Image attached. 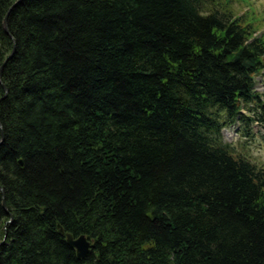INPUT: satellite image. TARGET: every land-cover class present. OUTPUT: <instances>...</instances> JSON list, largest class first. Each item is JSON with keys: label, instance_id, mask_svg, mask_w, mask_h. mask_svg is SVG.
I'll return each mask as SVG.
<instances>
[{"label": "trees", "instance_id": "obj_1", "mask_svg": "<svg viewBox=\"0 0 264 264\" xmlns=\"http://www.w3.org/2000/svg\"><path fill=\"white\" fill-rule=\"evenodd\" d=\"M15 2L0 264H264V168L222 137L264 124L256 17L234 0ZM58 224L92 241L85 259Z\"/></svg>", "mask_w": 264, "mask_h": 264}, {"label": "rangeland", "instance_id": "obj_2", "mask_svg": "<svg viewBox=\"0 0 264 264\" xmlns=\"http://www.w3.org/2000/svg\"><path fill=\"white\" fill-rule=\"evenodd\" d=\"M233 5L239 12L246 13L250 17L255 16L258 25H261V32L264 33V0H234ZM254 12L256 15H252ZM257 91H264V77L259 81ZM241 128L236 124L225 129L222 133L223 141L235 148L237 153L264 168V124L255 123L249 138L243 137Z\"/></svg>", "mask_w": 264, "mask_h": 264}, {"label": "bare ground", "instance_id": "obj_3", "mask_svg": "<svg viewBox=\"0 0 264 264\" xmlns=\"http://www.w3.org/2000/svg\"><path fill=\"white\" fill-rule=\"evenodd\" d=\"M22 0H17V2H15L13 5H12V9L13 8H15L16 7V5L18 4V3H20ZM11 9V10H12ZM9 14H10V12L6 15V17H5V19H4V23H5V20H6V24H7V28H8V32H9V34L6 32V29H5V32H6V34L13 40V43H14V45H13V48H12V51L8 54V56H7V59L3 62V64L0 66V75H1V77H0V86H1V88L3 89V91H4V96H2L1 98H0V103L5 99V98H7V96H8V94H9V90H8V87H7V85L4 83V81H3V71H4V68H5V66H6V64L8 63V61L11 59V58H13V56H14V54H15V52H16V41H15V39L13 38V35L10 33V29H9V23H8V16H9ZM4 28H5V24H4ZM130 96V95H129ZM128 96V97H129ZM0 124H1V126H0V128H1V130H2V135H1V139H0V144L4 141V139H5V135H4V130H3V125H2V122H1V120H0ZM19 166L22 168L23 166H24V163H23V161H20L19 162ZM24 168V167H23ZM0 193H1V200H0V205L2 206V208H3V210H4V212H5V214L4 215H2L1 217L3 218V236H2V238L0 239V253H1V250H2V246H4L5 244H6V242H7V227L10 225V224H12L13 223V221H14V218H15V216H14V213H13V211H12V209H11V207L9 206V204H8V202H7V197H6V191H5V188H4V186L3 185H1L0 184ZM60 229H62V230H60ZM58 233L60 234V235H62L63 233V235L62 236H65V234H71L72 236H73V238L74 239H77V238H79V237H75V235L74 234H72V233H66V231H65V229H64V227L61 225V224H58ZM81 236H85L86 237V240H87V243H89V245H90V248H91V251H92V249H93V243H92V241L91 240H89V238H88V236H86L85 234H82ZM66 237V236H65ZM66 240H67V238H66ZM68 243V242H67ZM70 246V245H69ZM71 247V246H70ZM72 248V247H71ZM91 253V252H90ZM89 255V254H88Z\"/></svg>", "mask_w": 264, "mask_h": 264}, {"label": "water", "instance_id": "obj_4", "mask_svg": "<svg viewBox=\"0 0 264 264\" xmlns=\"http://www.w3.org/2000/svg\"><path fill=\"white\" fill-rule=\"evenodd\" d=\"M4 24H5L6 32L9 34L7 24H6V20H5ZM0 77H1V75H0ZM0 126H1V124H0ZM60 230H62V229H60ZM65 236L67 238L68 244L76 250V253H77V256L79 259H85L88 256V254H90L91 248H90L89 243H87L85 236H80L77 239H74L71 234H65Z\"/></svg>", "mask_w": 264, "mask_h": 264}]
</instances>
